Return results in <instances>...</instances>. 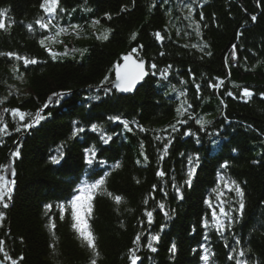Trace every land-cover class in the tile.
Returning <instances> with one entry per match:
<instances>
[{
    "label": "trees",
    "instance_id": "16d2710c",
    "mask_svg": "<svg viewBox=\"0 0 264 264\" xmlns=\"http://www.w3.org/2000/svg\"><path fill=\"white\" fill-rule=\"evenodd\" d=\"M190 2L60 0L66 12L57 22L80 28L78 34L69 30L56 37L62 42L46 41L57 53H63L65 46L69 50L68 55L53 59L38 43L49 34L35 25L42 14L40 0H0V9L7 10L6 25L13 22L7 31L0 30V52H16L39 61L25 68L22 61L0 56V115L3 109L14 107L34 113L53 93L71 90L59 103L53 97L43 113L51 116L28 131L16 132L18 119L3 113L8 129L0 134V165L12 163L15 176L10 180L15 184L10 198H5L8 207L0 204L4 213L0 239L18 264H90L91 249L72 227L70 210L61 219L58 205L65 202L67 208L66 201L81 181L93 182L105 172L104 191L96 194L89 218L99 253L97 264H130L129 249L134 247L137 233L141 234L137 255L142 258L137 264H202L200 244L204 243L215 253L211 264H235L227 257L237 238L240 248L250 249L245 256L250 264H264V0H196L194 18L199 20V12L204 13L201 36L187 27L189 21L184 19V4ZM122 7L126 10L121 11ZM104 13L112 18L107 19ZM252 15L257 17L255 22ZM93 19L99 24L93 25ZM29 23L33 31L27 29ZM106 29H111L108 39L98 40ZM156 31H161L164 41L155 39ZM237 33H241L239 38ZM205 42L208 47L204 52L191 47ZM132 48H138L136 58L147 61L149 75L133 94L123 95L113 89L105 95L101 81L108 76L104 87H111L113 66ZM152 63L157 65L155 70L150 68ZM168 65L172 66L169 74L162 78L160 71ZM219 80L223 81L219 88L208 86L209 81L217 84ZM196 84L201 86L199 99ZM173 85L176 92L170 91ZM244 87L253 93L250 98L242 97ZM180 91L186 92L193 119L180 132L171 133L175 138L164 154L168 140H157L156 136H165L164 129L170 132L169 126L177 119H187V115L177 117L175 112L180 100L185 99L179 97ZM97 96L100 99H92ZM113 115L127 119L133 130L109 121ZM199 116L212 123L201 129L195 122ZM91 123L100 124L112 136L108 144L100 140L99 133L89 130ZM74 126L85 131L71 138ZM187 128L195 135H183ZM62 144L65 157L54 165L49 157L56 155ZM18 145L21 156L13 161L10 154ZM89 145L97 147V161L106 163L91 167L83 163V149ZM196 153L198 166L189 187L184 184L187 157ZM224 161H228L227 168L220 167ZM116 163L119 168L113 167ZM161 169L164 177L156 175ZM220 176L239 183L245 199L243 217L223 235L201 226L203 218L211 220L212 209L205 201H210L218 213L219 204L226 201V211L236 215L232 211L238 206L235 193L224 187ZM173 184L181 185L182 200L177 199ZM153 185H157L155 192ZM116 195L122 197L120 204L113 199ZM159 203H164L163 211ZM45 205L52 207L49 210ZM145 209L153 212L151 225ZM161 225L165 226L163 231ZM149 233L160 236L159 242H153L155 253L146 247ZM173 241L177 245L174 257L168 251Z\"/></svg>",
    "mask_w": 264,
    "mask_h": 264
},
{
    "label": "snow or ice",
    "instance_id": "6c2138e0",
    "mask_svg": "<svg viewBox=\"0 0 264 264\" xmlns=\"http://www.w3.org/2000/svg\"><path fill=\"white\" fill-rule=\"evenodd\" d=\"M165 4L168 3V0H163ZM196 3V0H191L190 3L184 4V8L187 9V15L184 17V19L188 20L189 23L187 27L192 28L195 31V34L197 36H201V25L204 21V13L201 11L199 12V20H196L193 16V13L195 12V8L193 5ZM39 8L42 10V14L35 20V25H37L41 30L47 31L49 34L42 36L38 43L49 53V55L56 59L60 55H68L69 50L67 49V46H65V51L63 53H57L53 51L51 47H49L48 43L46 41H52V42H62L57 41L56 37L61 36L62 34H66L71 30L73 33L78 34V30L80 28L79 25H68V26H62L57 22V17L61 13H65L66 9L60 6V0H40ZM59 10V11H58ZM125 8H121V11H125ZM7 10L6 9H0V30L7 31L8 27L11 26L10 22L6 25V19H7ZM70 14V13H68ZM104 16L107 19H111L112 16L110 13H104ZM251 20L255 22L257 20V17L255 15L251 16ZM93 25L99 24V20L93 19L92 21ZM27 29L29 31H33L34 27L32 23H29L26 25ZM204 27H207V25H204ZM54 30V31H53ZM111 32V29H106L104 33L97 36L98 40H107L108 35ZM185 35H189V33L185 32ZM241 33H237V38ZM155 39L157 41H164L165 36L161 34V31H156L154 33ZM136 38V33L132 34V39ZM184 47H189V45L185 44ZM193 48H199L201 52H204L205 49L208 47L207 43L202 44H193L191 45ZM236 45H232L233 48V59L236 58ZM139 49L143 48V45L138 46ZM138 48H132L131 51L123 55L122 59L124 61L123 64L116 63L114 67L115 71V80L112 81L111 87H104L105 83L109 80L108 76H105L104 80L101 81V86L103 87V91L105 95H108L112 93L113 89H115L118 92H132L135 90L138 83L143 81L146 76L149 75V72L145 69V61L141 58L134 59V54L138 52ZM72 51H78V50H72ZM81 55H83V51L80 52ZM160 55H164L163 52L160 53ZM207 55H211V52H208ZM0 56H6L11 59H14L16 61H22L25 68H27L29 65H34L39 63V61L35 57H28L27 55H20L16 52H0ZM172 66L168 65L164 69L160 71V76L162 78H167L169 74V70ZM150 68L152 70H155L157 68V65L155 63H152L150 65ZM155 71L152 72V75H155ZM219 79V78H217ZM181 84L185 83V81L181 80ZM223 83L222 80H219V83L213 84L211 81L208 82L209 87H215L219 88L220 85ZM196 93H197V99L200 98V88L201 86L199 84L195 85ZM171 92H176V86L173 85L170 89ZM71 93V90H67L65 92L61 93H53L52 96L49 97L48 102H46L41 108L37 109L34 113L32 112H26L24 110H21L20 107H14V108H5L3 109L4 112L10 113L12 118L14 120L18 119V125L14 129L16 132L20 131H28L29 129L36 127L41 123V121H44L45 119L49 118L51 116V113H48L47 115H44V110L49 107V104L52 102L53 97H56V102L59 103L60 100L69 95ZM167 94V93H166ZM229 96H232V92L226 93ZM242 97H251L253 93L250 91L248 87H244L241 93ZM264 96V93L261 94ZM179 97H185V99L180 100L179 105L176 107L175 112L177 117H183L187 115V119H177L174 124H171L169 128L171 131L169 132L168 129H164L163 131L166 133L165 136L157 135V140L167 139L168 143L164 144L163 146V152L164 154H167L169 145L171 144L172 140L175 138L171 135V133L180 132L181 128L188 123V120L193 119V113L189 110L192 109V105L188 102L186 99V92L180 91ZM92 99H100L99 96L93 97ZM0 103H3V100H0ZM221 104H223V101L221 100ZM26 117L28 118L26 121ZM109 121L112 122H120L123 124V127L125 130L131 132L133 129L130 127L129 121L127 119H123L120 115H113L108 117ZM195 122L200 125L201 129H203L206 125L211 124L212 121L206 119L203 116H199L196 118ZM77 122H73L75 125ZM137 127L140 128V131H145V129L142 126L137 125ZM8 125L6 122H4V118L2 115H0V134L7 133ZM90 131L99 133L100 140L104 144H108L112 136L108 135L103 127L98 123H91L90 124ZM85 131L84 127H75L73 128V131L71 133V138H76L80 133H83ZM185 136H193L195 133L192 132L191 128H187L182 133ZM197 143H199V140H197ZM64 145L62 144L57 150L56 155H51L49 157V160L54 165L61 164L62 159L65 157V153L63 152ZM143 148V145H142ZM233 151H236V149H233ZM97 153L98 149L95 145H89L88 147H85L83 149V163L89 167L93 166L94 163L104 164L106 161L99 160L97 161ZM11 159L14 161L17 158H20L21 156V150L19 145L16 147L14 151L11 152ZM141 155L144 158V161H148L147 155H144L143 151L141 152ZM183 155V154H182ZM162 158V157H161ZM199 161V154L196 153L192 156L187 157V163L188 168L186 172V179L184 180V184L191 187L192 181L196 174V168L198 166ZM137 163H141L140 160H137ZM115 168H119V163H116L113 165ZM221 168H227L228 167V161H224L221 165ZM10 172L11 175L15 176V171L12 169L11 163L7 165H0V204L3 205L4 208L8 207V204L5 202V198L11 196L13 190H14V179L9 180L5 173ZM108 173L105 172L103 175H101L99 178L94 179L93 182H89L88 180L81 181L79 185L73 190V194L71 195V198L66 201L67 208L65 207V202H60L58 207L60 210V218H64L65 211L70 210V215L73 221L72 227L79 233V236L87 243V246L91 249V260L90 264H97V257L99 255L97 251V245L95 242V237L93 235V232L90 230V224H89V218L92 216L93 213V200L97 193L104 191V186L106 183V177ZM159 177H164L166 175L164 170H158L156 173ZM220 180H224L223 176L219 177ZM139 183V181H137ZM173 187L176 192L177 199H183V193L181 191V185L173 184ZM224 187L230 191L235 193V197L237 198V205L232 211L236 213L235 216L231 214V211H226L224 204L225 202H221L219 204V213L216 211V208L213 206V204L210 201H205L208 204V207L212 209L211 211V220H209L207 217L202 219L201 226L205 230L209 228H214L218 233L223 235V232L225 230H231L234 223L239 222V219L243 217L244 209H245V199H244V191L241 188L240 184L237 183L235 180H232L230 182L224 180ZM153 192L157 190V185L152 186ZM160 191H163V189H160ZM108 196H112L113 194L111 192H107ZM219 195V194H218ZM115 202L117 204H120L122 201V197L119 195H116L113 197ZM145 205H147L148 200L146 199L144 201ZM52 205H45L46 209H51ZM158 207L161 211L164 210L165 205L164 203H159ZM145 215L147 217V222L149 225L153 222V212L145 209ZM165 216H168V212H164ZM4 216L3 212H0V219H2ZM143 224V221H141ZM51 226L54 228L55 224L52 223ZM165 226L161 225V231H163V228ZM193 231H195V226H193ZM160 236L159 234H152L149 233L147 237V244L146 247L153 253L157 251V248L153 246V242H159ZM204 240H208L207 234L204 236ZM141 241V234L137 233L133 240L134 247L129 249L128 259L130 264H137L138 261H142V258L137 255L139 251V244ZM241 244V241L239 238L235 239V245L236 247H232L231 251L228 254V260L234 261L235 264H250V261L248 259H245L246 253L250 251V249H243L240 248L239 245ZM225 247H228L226 244ZM200 248L202 249V254L199 255V259L202 262V264H211L212 257L215 256V253L210 250V248L207 246L206 243L200 244ZM169 253L174 257L175 253L177 252V245L175 241L171 243V245L168 248ZM195 252L196 249H193ZM0 253L3 254L4 259L0 260V264H4L5 261H11V264H18V261L16 259H13L9 253L5 250V241L3 239H0ZM235 254V255H234ZM19 260H23V256L19 257ZM251 264H258V262L252 261Z\"/></svg>",
    "mask_w": 264,
    "mask_h": 264
},
{
    "label": "water",
    "instance_id": "95a60500",
    "mask_svg": "<svg viewBox=\"0 0 264 264\" xmlns=\"http://www.w3.org/2000/svg\"><path fill=\"white\" fill-rule=\"evenodd\" d=\"M134 59H136L135 56H134ZM144 61H145V69H146V71H147V61H146V60H144ZM120 63H121V64L124 63L123 59H122V61H120ZM146 77H147V76H146ZM146 77H145V78H146ZM114 80H115V71H114ZM142 82H143V81H141L140 83L137 84L135 90L137 89V87H138ZM111 86H112V85H111ZM114 90H115V89H114ZM135 90H134V91H135ZM134 91H132V92H128V93L120 92V94H123V95H126V94H133ZM10 163H11V162H10ZM11 165H12V163H11ZM12 169H13V167H12ZM5 174H6V176H7V178H8L9 180L12 178V175H11L10 172L5 173ZM0 260H2V259H0ZM4 264H7V263L4 262Z\"/></svg>",
    "mask_w": 264,
    "mask_h": 264
},
{
    "label": "rangeland",
    "instance_id": "374dc122",
    "mask_svg": "<svg viewBox=\"0 0 264 264\" xmlns=\"http://www.w3.org/2000/svg\"><path fill=\"white\" fill-rule=\"evenodd\" d=\"M3 113H4V112H1V115H2V116H4V115H3ZM0 259H2V260H3V259H4V257H3V256H1V257H0ZM5 262H7V261H5Z\"/></svg>",
    "mask_w": 264,
    "mask_h": 264
}]
</instances>
